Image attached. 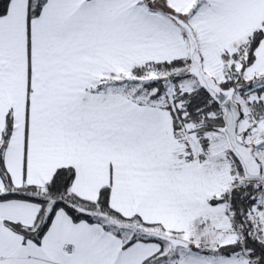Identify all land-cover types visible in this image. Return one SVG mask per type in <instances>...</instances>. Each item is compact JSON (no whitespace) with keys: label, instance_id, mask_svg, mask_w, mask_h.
Listing matches in <instances>:
<instances>
[{"label":"snow or ice","instance_id":"obj_1","mask_svg":"<svg viewBox=\"0 0 264 264\" xmlns=\"http://www.w3.org/2000/svg\"><path fill=\"white\" fill-rule=\"evenodd\" d=\"M0 264H264V0H0Z\"/></svg>","mask_w":264,"mask_h":264}]
</instances>
